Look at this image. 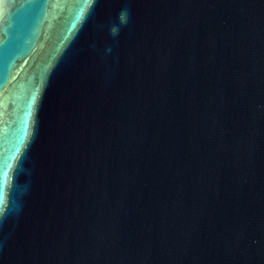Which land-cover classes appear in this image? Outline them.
<instances>
[{"label":"water","instance_id":"obj_1","mask_svg":"<svg viewBox=\"0 0 264 264\" xmlns=\"http://www.w3.org/2000/svg\"><path fill=\"white\" fill-rule=\"evenodd\" d=\"M0 264H264V0H0Z\"/></svg>","mask_w":264,"mask_h":264}]
</instances>
